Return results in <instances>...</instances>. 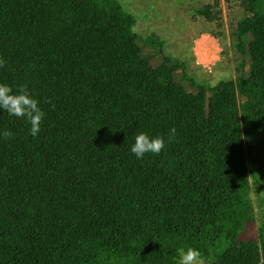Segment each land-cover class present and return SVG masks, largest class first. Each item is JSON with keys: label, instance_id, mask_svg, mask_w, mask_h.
Returning <instances> with one entry per match:
<instances>
[{"label": "trees", "instance_id": "obj_1", "mask_svg": "<svg viewBox=\"0 0 264 264\" xmlns=\"http://www.w3.org/2000/svg\"><path fill=\"white\" fill-rule=\"evenodd\" d=\"M238 81L186 98L118 0H0V264H264V0ZM221 0L199 9L222 20ZM163 55L147 72L153 56ZM184 81L195 80L181 67Z\"/></svg>", "mask_w": 264, "mask_h": 264}, {"label": "rangeland", "instance_id": "obj_2", "mask_svg": "<svg viewBox=\"0 0 264 264\" xmlns=\"http://www.w3.org/2000/svg\"><path fill=\"white\" fill-rule=\"evenodd\" d=\"M124 9L136 18L134 31L142 39L155 34L164 42L165 55L173 58V67L182 94L192 100L207 102L209 89L222 81H241L238 83L239 99L246 101L249 92L248 65L241 69L244 58L235 47V31L246 17L240 0H221L222 20L210 22L197 14L199 9L213 5L215 0H118ZM136 52L152 55L147 67L152 71L163 62V55L145 48L140 40L134 44ZM184 67L196 82V87L184 81ZM252 202L255 223L249 226L246 240H257L264 215V190L252 180ZM187 264H207L183 256Z\"/></svg>", "mask_w": 264, "mask_h": 264}]
</instances>
